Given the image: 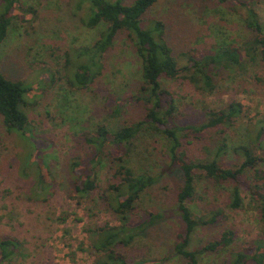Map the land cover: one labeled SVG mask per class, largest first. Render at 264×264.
<instances>
[{"label": "rangeland", "instance_id": "1", "mask_svg": "<svg viewBox=\"0 0 264 264\" xmlns=\"http://www.w3.org/2000/svg\"><path fill=\"white\" fill-rule=\"evenodd\" d=\"M118 1L126 6L135 2ZM231 2L218 5L202 0H157L144 14L140 26L151 29L154 21H161L164 39L178 65L184 67L189 56L199 57L200 51L213 44L226 40L241 45L251 39L242 22L244 8H233ZM78 3L19 0L7 37L0 45V73L28 88L21 106L29 120L25 135L7 132L0 116V237L16 239L22 246L21 255L11 264H94L87 229L116 225V219L105 208L90 218L87 208L91 201L70 198L71 158L83 155V137L96 126L131 125L141 121L146 113L143 102L136 99L141 85L140 61L125 34L119 35L104 53L101 75L86 88L76 85L74 77L79 66L90 61L89 56H80L81 51L92 47L105 29L103 24L94 29L85 27L88 6ZM254 9L264 24V0L256 1ZM161 80L163 88L175 98V123L179 127L203 124L205 111L223 110L232 102L242 106V114L232 126L207 130L197 140L182 138L191 157L207 158L208 152L225 144L227 153L219 157V164L230 167L238 162L232 153L234 147L250 146L259 132L264 146L261 65L246 67L234 80L225 78L211 94L196 91L187 80ZM117 149L109 145L106 150L113 153ZM161 152V143L149 134L133 143L131 167L156 179L142 194L133 222L149 215L163 218L122 251L133 263L188 264L174 252L178 234L183 230L175 211L182 177ZM110 175L107 169L101 173L104 188ZM242 181L248 183L247 178ZM231 186L207 181L196 184L195 198L187 202L193 215L219 209L222 214L219 223L191 234L189 251L202 249L224 229L236 232L233 251L247 248L257 239L264 240V224L258 222L243 186V208H227ZM227 256L228 250L207 252L199 256V262L223 264Z\"/></svg>", "mask_w": 264, "mask_h": 264}, {"label": "trees", "instance_id": "2", "mask_svg": "<svg viewBox=\"0 0 264 264\" xmlns=\"http://www.w3.org/2000/svg\"><path fill=\"white\" fill-rule=\"evenodd\" d=\"M77 1L78 4L88 6L84 26L94 29L103 24L105 29L92 47L81 51L80 56H89L87 58L90 61L79 66V73L74 77L76 85L86 88L89 82L101 75L104 53L119 35L125 34L140 61L141 85L136 99L146 107L144 118L137 123L118 128H110L104 124L96 126L94 131L83 137V155L73 157L70 161L69 174H72L73 179L70 198L77 201L89 199L91 206L87 208V212L90 218H95L105 208L116 219V225L105 224L103 227L87 229L88 249L95 254L94 264H140L128 261L122 250L141 237L147 227L163 218L162 215H149V218L133 222L142 194L156 181L155 177L138 173L131 167L133 143L143 134H149L156 142L161 143L162 157L181 173L182 186L177 194L175 211L183 223V230L178 234L175 254L187 260L188 264H200V255L228 250L223 264H264V240L257 239L247 248L233 251L231 248L236 232L232 229H224L216 240L200 250L187 249L191 234L199 228L219 223V216L222 214L219 209L199 216L193 215L187 202L194 200L198 182L231 184L227 204L231 211L241 210L244 206L240 191V186H243L258 222L264 224L262 132L257 134L255 141H251L250 146L241 145L232 149V153L238 158L233 166L223 167L219 164V157L227 153L225 144L218 145L214 152H208L207 158L191 157L181 139L197 140L207 130H223L232 126L241 116L242 106L232 102L223 110L205 111L206 120L199 126L179 127L175 123V98L161 83L162 78L170 81L183 79L196 91L211 94L216 91L219 82L225 78L234 80L246 67L261 65L264 70V24L260 22L254 9L258 0H202L218 5L232 1L231 7L238 5L244 8L242 22L251 33V39L241 45L226 40L213 44L200 51L199 57L189 56L188 64L184 67L178 65L165 41L161 21H154L151 29L140 26L144 14L157 0H135L130 6L123 5L118 0ZM18 6L19 0H0V45L7 37ZM91 68L95 70L92 71ZM223 74L226 76L222 79ZM257 80L261 81V78L257 77ZM27 92L28 88L23 82L9 80L0 73V116L7 132L25 135L29 120L21 106ZM109 145L117 146V151H107ZM106 169L111 175L104 188L101 185V173ZM246 178L248 183L242 181ZM21 249V243L16 239L0 237V264L13 263L21 255Z\"/></svg>", "mask_w": 264, "mask_h": 264}]
</instances>
